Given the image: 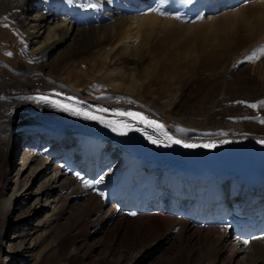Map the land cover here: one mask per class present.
I'll return each mask as SVG.
<instances>
[{
  "label": "bare ground",
  "instance_id": "obj_1",
  "mask_svg": "<svg viewBox=\"0 0 264 264\" xmlns=\"http://www.w3.org/2000/svg\"><path fill=\"white\" fill-rule=\"evenodd\" d=\"M30 1L10 0L8 14L3 16L0 12V22L19 15ZM42 1L41 22L47 23L51 17L53 21L61 19L58 18L61 10L57 9L60 7L67 11L72 24L61 28L62 24L57 23L48 32L52 43L41 44L43 48L37 59L46 63L47 74L7 65L0 59V240L10 237L8 246L0 245V260L8 264H137L142 261L143 264H264V236L251 238L248 246H235L226 230L200 228L189 220L177 219L168 211L135 218L122 216L113 206L103 205L98 198L87 194L74 179L65 177L52 159L57 152L62 153L60 156L73 154L79 159L80 145L96 133L102 135L103 156H109L104 162L125 160L129 148L141 142V136L129 128L113 131L107 123L66 110L62 103L72 104L76 100L84 107L98 109L134 108L154 118L150 113L155 111L152 103L167 98L172 78L178 81V95L173 102L176 105L182 103L193 84L192 71L207 68L212 74L210 78L197 79L207 84L223 73L222 66H228L226 74L235 69L245 71L248 76L258 78L257 85L264 88V0L253 1L238 10H221L193 24L150 13L137 15L142 0H71L70 6L64 5L67 0ZM52 6L55 17L47 12ZM126 39H136L137 44L114 52L116 45ZM67 62L84 69L77 68L73 74V81L79 85L80 76L92 73L93 67L96 71L104 70L102 77L112 91L95 100L88 96L86 89L68 87L54 77ZM87 63L92 66L87 68ZM118 71L122 74L118 75ZM137 97L150 99L151 103L133 101ZM251 105L264 114V92L259 99L243 98L229 109L225 106L224 120L215 127L192 126L186 120L166 124L175 136L187 142L254 140L264 143V123L260 122L264 119L252 116ZM86 112L96 113L88 109ZM34 136L45 141L54 139L56 143L50 144L49 150L36 148L28 152L23 157L25 164L16 170L18 146ZM42 156L45 163H39L33 176L37 175L38 181L44 167L45 174H50L42 193L47 199L44 198L41 206L37 198L38 207H33L27 204L35 196L28 187L27 173ZM13 202H16L14 210ZM43 213V219L32 228L36 231L32 235L28 228ZM4 228L10 232L5 234ZM165 236L168 237L157 247ZM103 244L106 251L101 255ZM155 247L157 250L153 251ZM148 252L153 258L148 260L143 256L140 261V256Z\"/></svg>",
  "mask_w": 264,
  "mask_h": 264
},
{
  "label": "rangeland",
  "instance_id": "obj_2",
  "mask_svg": "<svg viewBox=\"0 0 264 264\" xmlns=\"http://www.w3.org/2000/svg\"><path fill=\"white\" fill-rule=\"evenodd\" d=\"M70 2H71L70 0H67V3L65 2L64 5L67 4V6L68 5L70 6ZM9 3H10V0H0V12L4 14V15L2 14L3 16L8 14L7 11L9 9ZM43 5H44V2L42 0H31L29 3H27L24 6L23 10L20 11L19 15L11 17L12 19H5V20L3 19L0 22V59L8 63L7 65L29 69L32 71H41L44 74L48 73V70L46 69V67H44L46 63L38 62V59H37V54L43 48L41 44L52 43L53 38L52 39L50 38V35H48V32L49 30L55 28L57 26V23L62 24L61 28H66L68 24H72L71 23L72 21H70V18H68V15L66 14L67 11L64 10V8L57 7V9L61 10L60 15L58 16V18H61V19H57L53 21V18L51 17L49 20H47V23L41 22V16L42 14H44V11H42V8H41L43 7ZM53 7L54 6L50 7L47 10V12H49V15L52 13L51 14L52 16L53 14H55L54 12H51ZM70 26L74 27L73 25H69V28H71ZM76 28H80V26ZM136 39H128V40L126 39L127 41L124 40L122 43L116 45V48L113 46L111 48L116 49V50L114 49L115 50L114 52H121L123 51V49H125L124 47L132 48L134 44H137ZM124 56H128V55L124 54ZM130 57L134 58L133 55H130ZM108 60L109 59H107V62ZM84 63H86V61H84ZM97 64L99 63L97 62ZM86 65H87V68L88 67L90 68V66H92L88 63ZM77 68H78L77 65L72 66L71 63L67 62L62 68L58 69L54 77L58 78L59 80L60 79L63 80L62 82L65 85L73 89H76V90L86 89L88 96L89 97L93 96L95 100L101 99L102 97L108 95L112 91L110 88L107 87V84L103 79L105 75V71L104 70H101V72L96 71L95 67L91 69V70H94L92 73L88 74L87 76H80L82 77V78H79L81 81L80 85L76 81L74 82L73 74ZM226 68H228V66H222L221 68V70L223 71L225 75L222 72L218 73L215 79L211 78L214 81L212 80L211 82H208L209 84L208 83L206 84L202 81L197 80L202 76L209 77L212 75L207 68L205 70L192 71L193 73L192 83L193 84H191V88L186 94V97L182 101V103L180 104L177 103L176 105L173 104V102L177 98V95H178L177 94L178 81L176 82V80L172 78L171 83L173 84L170 88L171 90H170V93L167 95V98L161 101L160 103H156V102L152 103L154 105L155 111L150 112V113L155 118L161 119L165 122H172V120H174L177 123L179 121L186 120L190 122L192 126H204L205 125L204 127H212V126L215 127L216 125H219L220 122L224 120L223 114H225V111H223L222 109H225L226 107L229 109L232 106V104L237 105V102L239 100H242L243 98L253 97L254 99H259L262 93L264 92V88L257 85L258 78L250 77L247 75L245 71L243 70L239 71L236 69L234 72L232 71V73L226 74L225 73L227 71ZM77 70L84 71V69L82 68H78ZM87 71H90V70H87ZM117 74L120 75L122 73L121 71H118ZM34 77L39 78L38 75H35ZM170 78L171 76L169 77V79ZM226 79L228 83H226L227 82ZM134 100L138 102H145L147 104L151 103L150 99L147 100L144 97L142 98L137 97L133 99V101ZM95 102L97 103V101ZM218 104H220V107L218 106ZM256 107L257 106L252 107V112H253L251 113L252 116H254L257 119H262V118L264 119V114L262 113L261 115V112H259L258 107L257 108ZM221 111L223 113H221ZM211 118L213 119L211 120ZM217 120L218 122H216ZM38 139H39L38 137L37 138L34 137L32 138V140H28L27 142L25 141V143H21L19 145L18 147L19 154L17 155L14 161V166L16 170H19L25 164L23 157L25 158V155L28 154V150H29V153H32V150L36 148L38 151L49 150L50 146L47 147L48 144H46V147H44L41 144L42 140L38 141ZM20 153L22 154L20 155ZM42 162L45 163V158L43 156L38 159L37 163L32 164V166H30L31 170H29V172L27 173V175H29L28 176V181H29L28 187L31 188V190L33 191L35 195L34 198L31 199L27 204H29V206L32 205L33 207L37 206L38 203H40L41 206L44 205V201H45L44 198L47 199V196H45V193L44 194L42 193L46 188L45 181L47 178H50V174H45V167H44L42 168L43 176L40 177L38 181H37V175L35 177L33 176L34 170L36 168L38 169L40 166L39 163H42ZM45 165L49 166V163H46ZM6 176H7L6 172L5 174L3 173L2 177L5 178ZM40 188H42L43 190L40 191L39 190ZM7 198L8 197L6 196L2 199L6 200ZM37 198L39 199L38 203H36ZM10 203L11 202L9 201L7 202L8 205ZM15 206H16V202H13L12 204L13 210L15 209ZM31 213L33 215L34 211ZM13 216L14 215L11 216V219H13ZM43 216H44V213L40 214L39 217H36L33 219L32 224L28 228L29 233H31L32 235L35 234L36 231L33 230L32 228L35 227L39 219H43ZM10 225L11 223H9V226ZM105 226L106 224L103 227ZM3 231L5 232V234L10 232L9 229L6 230L5 228L3 229ZM92 233H94V231H92ZM167 237L168 236H165L163 241H159V243L157 244V247L161 246ZM99 238L100 237H98V239ZM9 242H10V237L7 236L0 240V245L8 246ZM91 246H94V243H92ZM157 247L152 248V250L153 251L157 250L156 249ZM105 251H106V247L104 245V247L100 250L99 254L102 255L105 253ZM143 256H144V259L148 258V260L153 258L151 254L148 252L147 255L140 256L141 257V259H139L140 261L142 260ZM143 263L144 261L138 262L137 264H143ZM0 264H8V263H5L3 260H0ZM11 264H14V263H11ZM15 264H25V263H15Z\"/></svg>",
  "mask_w": 264,
  "mask_h": 264
},
{
  "label": "snow or ice",
  "instance_id": "obj_3",
  "mask_svg": "<svg viewBox=\"0 0 264 264\" xmlns=\"http://www.w3.org/2000/svg\"><path fill=\"white\" fill-rule=\"evenodd\" d=\"M41 99L47 100V98H41ZM69 99H72V98L69 97ZM49 102H51V101H49ZM62 107H64L66 110H71V111H73L75 113L84 115L87 118L98 119L102 123H107L108 126L113 128V131H118L120 128L134 127L133 124L125 123L126 119H130V120L134 121L137 124H143L146 127H150L154 131L162 130L163 127H164L163 124H160V123H158L155 120H151V119H149L148 117L144 116L143 114H141L139 112H130V111H128V112H120V111H117V112L113 113V115L121 117L122 118L121 121H105L103 116H97V115L90 114V113H87V112H81L77 108L68 109L67 105H62ZM251 107H255V105H251ZM97 112H99V113H108L109 110L107 108H101V109H97ZM260 122L264 123V120H262ZM120 134H126V133L125 132H121ZM155 142L156 141L154 140L153 143H155ZM175 143H181V141L180 140H176ZM183 146L184 147H197V145H193V144H184ZM204 146L205 147H214V145H204ZM133 215H135V213H133ZM244 244L248 245L249 241L245 240Z\"/></svg>",
  "mask_w": 264,
  "mask_h": 264
}]
</instances>
